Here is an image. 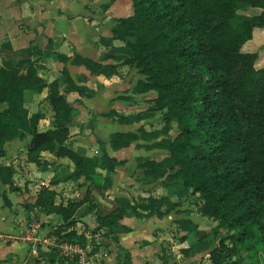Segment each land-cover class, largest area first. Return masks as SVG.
<instances>
[{
    "label": "crops",
    "instance_id": "crops-1",
    "mask_svg": "<svg viewBox=\"0 0 264 264\" xmlns=\"http://www.w3.org/2000/svg\"><path fill=\"white\" fill-rule=\"evenodd\" d=\"M129 12L130 0H0V65L33 59L45 81L66 68L75 86L65 94L72 107L63 144L83 161L76 170L70 158L55 154L54 141L27 150L33 131L49 125L53 111L45 87L24 90L25 117L11 120L0 137V264H74L58 252L55 261L50 257V228L63 223L58 207L81 199L88 188V199L65 221L66 230L81 236L84 264H210L207 251L214 233L199 237V232L208 231L214 220L198 212L196 193L163 182L170 165L152 175L137 165L161 159L165 149L158 145L171 132L160 130L163 110L150 107L153 91L131 90L142 74L126 64L118 66V74H94L69 61L78 54L120 62L124 47H130L127 40L113 38L110 29ZM55 53L68 59L61 62ZM125 131L136 138L116 147L111 136ZM41 192L46 201L37 205ZM148 195H165L177 204L147 216H121L109 227L97 222V214ZM30 215L39 222L35 240L22 235Z\"/></svg>",
    "mask_w": 264,
    "mask_h": 264
},
{
    "label": "trees",
    "instance_id": "trees-1",
    "mask_svg": "<svg viewBox=\"0 0 264 264\" xmlns=\"http://www.w3.org/2000/svg\"><path fill=\"white\" fill-rule=\"evenodd\" d=\"M249 8L257 11L246 13ZM254 27H264V0H130L129 15L110 29L113 38L127 40L130 47H124L120 62L78 54L69 59L94 74H118L120 64L142 74L131 90L153 91L150 107L163 110L160 130L172 131L167 142L158 145L165 149L161 159L147 158L137 165L144 175L170 165L163 182L196 193L198 212L214 220L199 237L225 231L207 251L210 264L227 258L228 264H264V65L254 67L255 52L240 50ZM55 57L61 62L68 59L59 53ZM74 86L64 66L57 77L45 81L36 73L33 59L1 64L0 137L12 126L11 120L25 117L24 90L39 92L45 87L53 111L49 125L54 128L34 130L27 150L54 141L55 154L67 156L79 170L82 157L63 144L72 107L65 94ZM135 138L131 131L116 132L111 142L120 147ZM108 168L112 169L111 162ZM88 193L89 188L81 199L58 207L63 223L50 228L56 242L80 243L81 236L66 230L65 221ZM44 201L41 192L36 204ZM176 204L165 195L132 198L97 214L96 220L109 227L121 216H147Z\"/></svg>",
    "mask_w": 264,
    "mask_h": 264
},
{
    "label": "built area",
    "instance_id": "built-area-1",
    "mask_svg": "<svg viewBox=\"0 0 264 264\" xmlns=\"http://www.w3.org/2000/svg\"><path fill=\"white\" fill-rule=\"evenodd\" d=\"M39 222L35 216L30 215L22 228V235L28 240H35ZM51 246L57 250L59 256L68 258L74 264H84L87 258V252L83 246L75 241L56 242L55 237L48 239ZM72 257L74 261H72Z\"/></svg>",
    "mask_w": 264,
    "mask_h": 264
},
{
    "label": "rangeland",
    "instance_id": "rangeland-1",
    "mask_svg": "<svg viewBox=\"0 0 264 264\" xmlns=\"http://www.w3.org/2000/svg\"><path fill=\"white\" fill-rule=\"evenodd\" d=\"M255 11H257L256 8H249L245 12L246 13H254ZM252 36L254 38L250 39V40L249 39L246 40L242 44L240 50L242 52H255L256 56H255L254 61H253V66L257 68V67H261L264 65V27H254L253 32H252ZM51 120L52 119H50V122H51ZM190 195H193V194H190ZM193 200H194V202L196 201L195 199H193ZM195 204H197V203L195 202ZM221 235H225V231L223 229H219L214 234L212 242L215 243L217 240V237H219ZM225 242L229 243L227 241V239H225ZM50 252H51L50 257H52L55 261L57 259V251L55 249H50ZM239 259H242V258H239ZM228 261H229V259L227 258L224 261H222L221 263L226 262V264H228L229 263ZM237 264H239V263H237Z\"/></svg>",
    "mask_w": 264,
    "mask_h": 264
},
{
    "label": "water",
    "instance_id": "water-1",
    "mask_svg": "<svg viewBox=\"0 0 264 264\" xmlns=\"http://www.w3.org/2000/svg\"><path fill=\"white\" fill-rule=\"evenodd\" d=\"M52 128H54V126H52V125H46V126H43V127H38V129H37V131H45V130H47V129H52Z\"/></svg>",
    "mask_w": 264,
    "mask_h": 264
}]
</instances>
